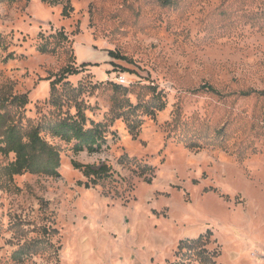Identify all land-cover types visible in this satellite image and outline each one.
Instances as JSON below:
<instances>
[{"label":"rangeland","instance_id":"374dc122","mask_svg":"<svg viewBox=\"0 0 264 264\" xmlns=\"http://www.w3.org/2000/svg\"><path fill=\"white\" fill-rule=\"evenodd\" d=\"M0 35L23 124L77 109L105 131L94 153L45 136L54 177H9L0 155V264H264V98L240 95L264 91V0H0ZM72 162L113 177L85 189Z\"/></svg>","mask_w":264,"mask_h":264},{"label":"trees","instance_id":"16d2710c","mask_svg":"<svg viewBox=\"0 0 264 264\" xmlns=\"http://www.w3.org/2000/svg\"><path fill=\"white\" fill-rule=\"evenodd\" d=\"M15 1V0H11ZM167 4L170 0H160ZM64 39H66L63 36ZM6 50L4 38L0 35V56ZM38 51L49 53L51 50L46 44H40ZM9 58V57H7ZM86 66V64H82ZM62 80V77L51 82V92L55 85ZM115 90H121L120 86L115 85ZM209 91L215 90L208 87ZM153 94L152 100L145 103L144 108L148 115H154L155 111H160L165 107V102L159 96ZM243 97L256 95L264 98V91H242ZM29 104L27 94H5L0 88V155L8 156L13 154L14 159L5 167L6 175L13 177L23 173L42 174L49 177L58 175L60 168V150L49 143L45 136H49L65 144L72 143L74 153L86 151L94 153L100 151L101 142L104 139V126L102 124H92L91 128L85 127V117L80 110L76 109L74 116H66L58 120H48L45 123H34L30 120L26 124L22 123L21 111ZM55 105V103L53 102ZM130 132L133 133L135 126L129 123ZM217 138H223V129H219ZM134 134V133H133ZM137 134H134V137ZM190 146L193 147L192 144ZM201 148L202 146H197ZM74 169L79 170L86 179L85 189L97 186L101 181L112 179L111 169L106 165H83L72 162ZM142 174V173H141ZM48 230L49 228H44ZM56 231V230H55ZM193 245H200L201 239L189 242ZM52 242L47 241V246L42 250L53 248ZM24 249L18 250L13 254L14 260L21 261ZM25 254V253H24ZM198 255V254H197ZM216 264L215 260H181L180 264Z\"/></svg>","mask_w":264,"mask_h":264},{"label":"crops","instance_id":"0c3cea01","mask_svg":"<svg viewBox=\"0 0 264 264\" xmlns=\"http://www.w3.org/2000/svg\"><path fill=\"white\" fill-rule=\"evenodd\" d=\"M81 53H82V58L79 62L80 64L90 65L91 63L92 64L94 63V61L90 59V57L94 53V51L92 49L84 47L81 49ZM85 56L88 57L89 59L86 58ZM88 67H90V66H88Z\"/></svg>","mask_w":264,"mask_h":264},{"label":"built area","instance_id":"2783aa9c","mask_svg":"<svg viewBox=\"0 0 264 264\" xmlns=\"http://www.w3.org/2000/svg\"><path fill=\"white\" fill-rule=\"evenodd\" d=\"M115 83H117L118 85H122V86L128 85L127 79L123 74H117Z\"/></svg>","mask_w":264,"mask_h":264}]
</instances>
